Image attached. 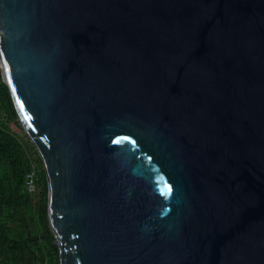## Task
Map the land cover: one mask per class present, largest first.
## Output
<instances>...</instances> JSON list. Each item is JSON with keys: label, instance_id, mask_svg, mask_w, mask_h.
Listing matches in <instances>:
<instances>
[{"label": "water", "instance_id": "1", "mask_svg": "<svg viewBox=\"0 0 264 264\" xmlns=\"http://www.w3.org/2000/svg\"><path fill=\"white\" fill-rule=\"evenodd\" d=\"M0 64L59 264H264V0H0Z\"/></svg>", "mask_w": 264, "mask_h": 264}, {"label": "trees", "instance_id": "2", "mask_svg": "<svg viewBox=\"0 0 264 264\" xmlns=\"http://www.w3.org/2000/svg\"><path fill=\"white\" fill-rule=\"evenodd\" d=\"M32 164L37 179L35 190L29 191L25 175ZM47 198L42 158L18 121L9 87L0 73V264H59Z\"/></svg>", "mask_w": 264, "mask_h": 264}, {"label": "built area", "instance_id": "3", "mask_svg": "<svg viewBox=\"0 0 264 264\" xmlns=\"http://www.w3.org/2000/svg\"><path fill=\"white\" fill-rule=\"evenodd\" d=\"M37 172L35 164H32L30 170L25 175V183L29 191H34L36 188Z\"/></svg>", "mask_w": 264, "mask_h": 264}, {"label": "rangeland", "instance_id": "4", "mask_svg": "<svg viewBox=\"0 0 264 264\" xmlns=\"http://www.w3.org/2000/svg\"><path fill=\"white\" fill-rule=\"evenodd\" d=\"M1 65V64H0ZM1 75H2V77H3V74H2V72H1ZM10 126L13 128V129H15V130H17V131H20L19 129V127L16 125V124H14L13 122H10Z\"/></svg>", "mask_w": 264, "mask_h": 264}, {"label": "snow or ice", "instance_id": "5", "mask_svg": "<svg viewBox=\"0 0 264 264\" xmlns=\"http://www.w3.org/2000/svg\"><path fill=\"white\" fill-rule=\"evenodd\" d=\"M168 190H169V191H171V189H170V188H169Z\"/></svg>", "mask_w": 264, "mask_h": 264}]
</instances>
